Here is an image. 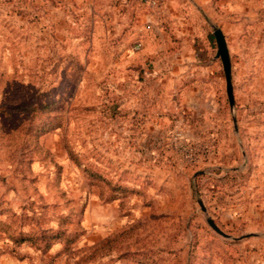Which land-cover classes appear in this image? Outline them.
Listing matches in <instances>:
<instances>
[{"label": "rangeland", "instance_id": "obj_1", "mask_svg": "<svg viewBox=\"0 0 264 264\" xmlns=\"http://www.w3.org/2000/svg\"><path fill=\"white\" fill-rule=\"evenodd\" d=\"M0 264H264V0H0Z\"/></svg>", "mask_w": 264, "mask_h": 264}, {"label": "water", "instance_id": "obj_2", "mask_svg": "<svg viewBox=\"0 0 264 264\" xmlns=\"http://www.w3.org/2000/svg\"><path fill=\"white\" fill-rule=\"evenodd\" d=\"M213 36L215 38V42L217 45V57L220 59L224 78L226 82V92L229 99V102L232 104V84H231V74H230V60L228 55V50L226 47L225 39L223 33L220 29L214 28L213 29ZM201 210L205 212V208L201 201L198 202ZM207 224L211 229H213L216 233L221 236L226 237V235L216 226V224L212 221V219L208 218L206 220Z\"/></svg>", "mask_w": 264, "mask_h": 264}]
</instances>
